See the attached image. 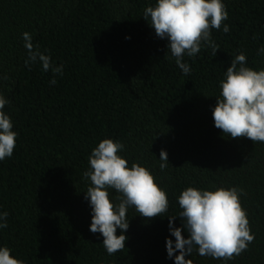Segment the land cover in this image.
<instances>
[{
    "label": "trees",
    "instance_id": "obj_1",
    "mask_svg": "<svg viewBox=\"0 0 264 264\" xmlns=\"http://www.w3.org/2000/svg\"><path fill=\"white\" fill-rule=\"evenodd\" d=\"M223 2L222 27L230 31L211 30L215 56L206 44L184 56L192 69L186 76L168 41L142 18L155 0H0V93L17 133L12 156L0 161V212L8 213L0 246L12 257L23 264H173L166 216L178 215L180 192L237 187L254 238L226 264H264V143L227 137L212 119L219 82L237 54L247 67L264 69V0ZM24 32L63 65L55 85L39 64L25 66ZM105 138L124 145L119 155L129 167L149 169L169 201L161 217L129 208L125 248L112 255L89 231L84 198L88 157ZM116 195L110 191V202ZM173 226H181L178 217ZM188 259L224 264L195 252Z\"/></svg>",
    "mask_w": 264,
    "mask_h": 264
},
{
    "label": "clouds",
    "instance_id": "obj_2",
    "mask_svg": "<svg viewBox=\"0 0 264 264\" xmlns=\"http://www.w3.org/2000/svg\"><path fill=\"white\" fill-rule=\"evenodd\" d=\"M142 18L158 38L168 41L167 49L186 76L192 69L183 62L184 56L194 57L202 44L210 47L215 56L218 46L211 39V30L230 31L227 24L222 27V22L228 18L223 0H155L154 6L144 8ZM21 36L27 53L25 66L39 64L43 72L52 73L49 83L55 85V77L63 75V65H55L47 50L42 52L34 45L30 33L24 32ZM259 54H264V47L258 49ZM219 88L212 108L214 127L230 138L246 137L253 143H264V69L247 67L245 55L237 54L226 68ZM9 103L0 93V161L10 158L16 146L17 133L4 111ZM123 150L120 141L102 139L91 150L89 169L83 173L90 184L84 192L90 206L89 231L103 237L102 244L108 255L125 248L129 208L145 218L161 217L169 208L166 192L155 182L150 170L138 163L129 167L127 160L119 155ZM158 160L161 170L169 166L165 150H160ZM110 191L118 194L111 202ZM242 194L243 189L237 187L189 186L183 189L176 197L178 215L166 216L168 232L174 237V240L165 238L166 257L173 264H192L188 257L195 252L226 264L246 251L254 236L250 234L246 211L240 203ZM7 216L6 211L0 212V228L7 227ZM177 217L180 227L173 226ZM118 229L119 235L116 234ZM10 251L0 246V264H23L12 257Z\"/></svg>",
    "mask_w": 264,
    "mask_h": 264
}]
</instances>
